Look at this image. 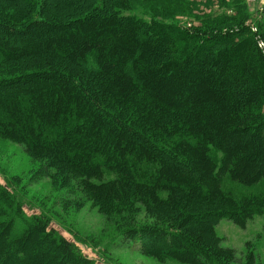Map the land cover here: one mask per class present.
Returning <instances> with one entry per match:
<instances>
[{
  "label": "trees",
  "instance_id": "trees-1",
  "mask_svg": "<svg viewBox=\"0 0 264 264\" xmlns=\"http://www.w3.org/2000/svg\"><path fill=\"white\" fill-rule=\"evenodd\" d=\"M131 1L0 0V139L78 179L145 256L236 264L216 226L264 216V49L243 0L191 29ZM0 264L93 263L0 188Z\"/></svg>",
  "mask_w": 264,
  "mask_h": 264
},
{
  "label": "rangeland",
  "instance_id": "rangeland-1",
  "mask_svg": "<svg viewBox=\"0 0 264 264\" xmlns=\"http://www.w3.org/2000/svg\"><path fill=\"white\" fill-rule=\"evenodd\" d=\"M174 1L178 6L173 9ZM242 4L247 14L244 25L256 35L263 50L264 40L257 35L261 33L260 26L264 25V0H243ZM238 11L232 0H132L131 10L124 14L145 21L153 18L173 21L191 29L209 17L236 18L242 15ZM0 188L16 199L24 218H44L49 230L74 245L93 264H181L171 260L161 263L142 254L137 240L119 234L113 216L101 212L87 198L78 179L71 178L65 185L53 168L32 158L23 145L2 139ZM223 189L235 196L261 191V187L244 188L228 180L224 181ZM136 221L151 223L142 211ZM21 225L20 219L15 235L20 233ZM216 233L222 247L234 250L236 264L243 263L248 254H252L255 264H264V216H255L244 228L223 219L216 226Z\"/></svg>",
  "mask_w": 264,
  "mask_h": 264
}]
</instances>
